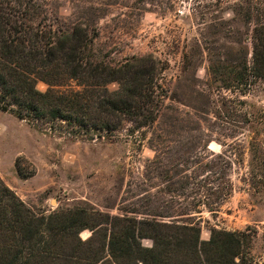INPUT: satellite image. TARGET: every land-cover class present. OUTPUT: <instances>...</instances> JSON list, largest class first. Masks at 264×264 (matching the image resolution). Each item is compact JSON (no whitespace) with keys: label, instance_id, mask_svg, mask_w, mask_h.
<instances>
[{"label":"rangeland","instance_id":"1","mask_svg":"<svg viewBox=\"0 0 264 264\" xmlns=\"http://www.w3.org/2000/svg\"><path fill=\"white\" fill-rule=\"evenodd\" d=\"M37 1L47 18L41 26L54 25L57 32L80 26L89 32L93 41L87 54L94 61L120 66L133 58H154L163 67L168 97L154 107L152 123L137 127L128 121L112 135L93 139L74 134L63 121L51 126L0 110L5 182L46 214L87 206L141 219L168 211L178 220L199 222L202 239H210L213 227H250L254 264H264V79L231 81L242 50L251 63L256 18L240 15L238 0ZM37 87L46 91L49 85L39 80ZM218 156L228 162L217 168L225 170L226 181H215L205 166ZM173 161L183 175H199L205 186L171 190L167 174L174 175ZM209 175L213 180L207 183ZM209 186L217 191L224 186L230 194L219 200ZM143 243L152 245L149 239Z\"/></svg>","mask_w":264,"mask_h":264},{"label":"trees","instance_id":"2","mask_svg":"<svg viewBox=\"0 0 264 264\" xmlns=\"http://www.w3.org/2000/svg\"><path fill=\"white\" fill-rule=\"evenodd\" d=\"M246 1L238 0V12L250 21L255 17L257 24L251 63L249 52L242 50L239 68L232 67L237 75L231 81L240 84L264 79V0H248L245 11ZM41 8L37 0H0V110L51 126L63 121L74 134L90 139L112 135L128 121L137 127L155 121L154 107L168 94L163 67L154 58H133L120 66L94 61L87 54L93 41L89 32L80 26L60 32L54 25L41 26L47 19ZM39 80L49 85L46 91L37 87ZM112 83L118 88L111 90ZM227 163L218 156L205 166L221 182L226 173L217 168ZM172 165L174 175L167 174L171 190L205 186L199 175H183L179 162ZM211 176L204 181H212ZM209 187L219 200L230 194L224 186L218 191ZM204 205L215 211L213 202ZM86 230L91 235L83 238ZM254 233L250 227H213L210 239H202L199 222L160 210L141 219L87 206L37 212L0 176V264H254Z\"/></svg>","mask_w":264,"mask_h":264}]
</instances>
